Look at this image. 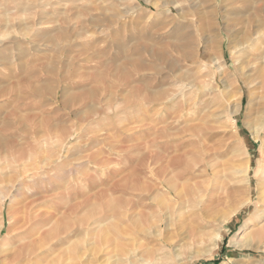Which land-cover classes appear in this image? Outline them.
Returning <instances> with one entry per match:
<instances>
[{
    "label": "rangeland",
    "instance_id": "rangeland-1",
    "mask_svg": "<svg viewBox=\"0 0 264 264\" xmlns=\"http://www.w3.org/2000/svg\"><path fill=\"white\" fill-rule=\"evenodd\" d=\"M260 7L0 0V264H264Z\"/></svg>",
    "mask_w": 264,
    "mask_h": 264
},
{
    "label": "bare ground",
    "instance_id": "bare-ground-1",
    "mask_svg": "<svg viewBox=\"0 0 264 264\" xmlns=\"http://www.w3.org/2000/svg\"><path fill=\"white\" fill-rule=\"evenodd\" d=\"M197 18H198V21H199L200 20L199 18H201V16H199ZM222 19H223L224 22H226V23L228 22L226 16H223ZM216 20L218 22V18ZM250 21H251V25L250 26H247V27L243 26L241 28H237V26H233L232 27L233 30H231V29L226 30V33L228 35L227 38L230 39V47H229L230 55L234 56V54H236V53L242 54L244 49L258 46V45H260L263 42V40H264V38H263L264 37V7L258 8L257 9L256 18L254 20H247L246 25H249ZM199 28H200V26H199ZM240 33H241V36L239 37L238 35ZM235 62L239 65L238 67L240 69V66H241L240 57H238V59H236ZM262 67L263 66H261V68ZM240 71L242 72V69H240ZM256 74H257V72H256ZM223 83L225 84V82H223ZM223 98L224 99H228L226 93L223 94ZM3 200H5V199H3ZM162 203H164V201H162L161 204ZM37 233H38V236H37L36 239H33L30 243H27V244L23 245V247L25 249H28V251L26 253L27 254L26 257L29 259L28 262H30V260L33 257L38 256L37 254H39L40 252L44 251L43 249L45 248V243L43 241V237L41 238L39 236V232H37ZM32 236H30V237H32Z\"/></svg>",
    "mask_w": 264,
    "mask_h": 264
}]
</instances>
